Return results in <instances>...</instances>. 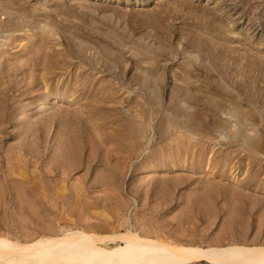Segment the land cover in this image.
I'll return each mask as SVG.
<instances>
[{"label":"rangeland","instance_id":"374dc122","mask_svg":"<svg viewBox=\"0 0 264 264\" xmlns=\"http://www.w3.org/2000/svg\"><path fill=\"white\" fill-rule=\"evenodd\" d=\"M0 264H264V0H0Z\"/></svg>","mask_w":264,"mask_h":264},{"label":"bare ground","instance_id":"6f19581e","mask_svg":"<svg viewBox=\"0 0 264 264\" xmlns=\"http://www.w3.org/2000/svg\"><path fill=\"white\" fill-rule=\"evenodd\" d=\"M261 249L258 250H247V249H238L224 254L216 255L215 258L220 259H238V258H250L255 254H259Z\"/></svg>","mask_w":264,"mask_h":264}]
</instances>
